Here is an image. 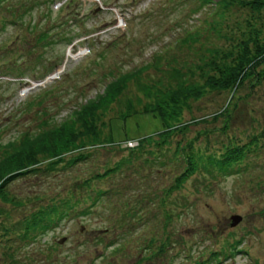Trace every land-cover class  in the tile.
Listing matches in <instances>:
<instances>
[{"label":"rangeland","instance_id":"obj_1","mask_svg":"<svg viewBox=\"0 0 264 264\" xmlns=\"http://www.w3.org/2000/svg\"><path fill=\"white\" fill-rule=\"evenodd\" d=\"M64 1L0 0V157L22 133L79 124L71 111L115 76L118 90L95 111V136L80 135L85 147L49 168L38 156L35 172L6 184L15 204L0 200V264H264V80L229 99L204 86L253 30L264 37V10L248 0ZM179 84L202 91L171 121L185 128L163 137L146 112ZM232 146L243 153L219 168ZM184 152L195 172L178 187ZM48 213L42 228L25 223Z\"/></svg>","mask_w":264,"mask_h":264},{"label":"trees","instance_id":"obj_2","mask_svg":"<svg viewBox=\"0 0 264 264\" xmlns=\"http://www.w3.org/2000/svg\"><path fill=\"white\" fill-rule=\"evenodd\" d=\"M71 1L73 0H67L64 4V8H67ZM208 1L210 0H201L200 3L204 4ZM217 2L214 4H220L221 1ZM241 4L247 6L251 12L257 14L264 10V0H248L243 1ZM30 13V10H25V14ZM13 17L14 16H12V19L16 22V19ZM262 20L264 21V17ZM9 22L12 24L11 21ZM19 22L17 20L16 23L18 24ZM253 33L254 35H251V37L240 41L241 45L237 46L238 50L240 48V52L237 50L239 55L235 61L224 66L214 67V76L211 75L213 77H209V80L204 83L205 88L228 91L229 99L234 96L237 89L245 80H248L249 84L253 87L264 80V37L259 38L256 29L253 30ZM72 39L73 35L67 37V43ZM179 73V71L173 69L172 75L174 78H179ZM126 76L128 78L130 75ZM126 76L124 79H127ZM119 81V76H115L113 79L106 81V83L103 84L102 93L98 95L97 101H87L85 104L79 105L77 108L78 110L75 109L71 111L74 116V120L72 121L78 122L79 124L64 123L62 125H56L57 127H45L40 130L38 129L37 132L22 133L19 140L17 139L15 142L8 141L6 143V147L9 151L0 157V200L2 202L15 204V201L6 194L5 186L10 180L19 175L25 174L26 172H35L36 166L40 163L38 156H43L48 160L47 168H49L62 161V157H64L65 154L74 150L79 151L88 144L82 142L79 137L84 133L92 134L93 137L95 136L96 132L92 124L94 113L99 107L107 103L109 98H114L118 90ZM201 91V87L188 88L179 84L176 86L175 90L173 89L166 93L162 92L160 95L155 96L153 106L148 109L149 111L146 113L160 120V134L163 137H167L170 132H172L173 128L178 126H182L181 129L185 128L186 124L172 123L171 121H179L178 118L181 107L185 104L184 100L188 97H199ZM225 111L226 108L224 107L222 111L216 113L215 116L223 114ZM123 116L124 115H122V117ZM126 116L127 115H125V117ZM76 126H79L80 129L77 130ZM109 140H112L110 138V133ZM243 150L242 146L227 147L222 153V157L216 161L217 166L219 167V164H221L224 168H228V165L231 167L232 164L237 162ZM80 157L81 155H78L77 158ZM184 159L185 167L182 173L173 180L174 186L180 187L184 179L195 172V163L191 153L184 152ZM52 217L53 216H50L49 213L47 215L39 214L30 216L25 223L27 226L31 224L42 228L41 223L48 224L54 221ZM213 254H211V257L214 259L216 256Z\"/></svg>","mask_w":264,"mask_h":264},{"label":"water","instance_id":"obj_3","mask_svg":"<svg viewBox=\"0 0 264 264\" xmlns=\"http://www.w3.org/2000/svg\"><path fill=\"white\" fill-rule=\"evenodd\" d=\"M231 219H232L233 221H237V220H239V217H237V216H233V217H231Z\"/></svg>","mask_w":264,"mask_h":264},{"label":"built area","instance_id":"obj_4","mask_svg":"<svg viewBox=\"0 0 264 264\" xmlns=\"http://www.w3.org/2000/svg\"><path fill=\"white\" fill-rule=\"evenodd\" d=\"M127 144H128L129 146H131V145H132V143H130V142H128Z\"/></svg>","mask_w":264,"mask_h":264}]
</instances>
